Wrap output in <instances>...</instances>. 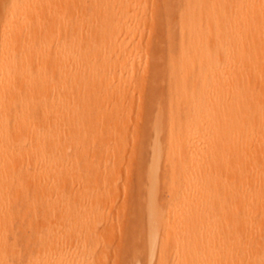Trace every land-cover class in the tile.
Listing matches in <instances>:
<instances>
[{"label":"bare ground","instance_id":"6f19581e","mask_svg":"<svg viewBox=\"0 0 264 264\" xmlns=\"http://www.w3.org/2000/svg\"><path fill=\"white\" fill-rule=\"evenodd\" d=\"M139 2L149 9L146 14ZM6 4L0 30V264L104 262L94 240L102 206L116 205L123 191L119 172L127 141L117 137L105 150L104 135L82 128L74 116L108 95L121 110L132 109L126 96L143 87L142 77L135 75L138 50L127 53L126 47L137 39L133 29L147 28L149 44L157 38L161 46L151 44L144 81L150 77L153 86L156 79L164 80V106L148 122L155 165L152 179L147 172L151 183L142 223L136 203L148 264L153 258V264H264V97L255 98L264 93V0ZM64 6L77 10L76 23L68 20ZM154 23L160 28L157 36ZM112 38L116 49L124 51L123 57L119 52L122 65H114L121 72L113 79L98 49ZM103 77L110 81L99 84ZM146 91V102L159 93ZM89 115L90 122L96 121ZM88 141L103 149L90 154L83 147ZM255 146L260 147L257 153ZM160 159L170 197L166 202L160 196L165 202L159 205L155 168ZM131 161L136 169L137 162ZM116 188L120 193L113 195Z\"/></svg>","mask_w":264,"mask_h":264},{"label":"rangeland","instance_id":"374dc122","mask_svg":"<svg viewBox=\"0 0 264 264\" xmlns=\"http://www.w3.org/2000/svg\"><path fill=\"white\" fill-rule=\"evenodd\" d=\"M3 1L5 3L4 6H3ZM119 2H121V0H119ZM6 3H8V0H7V2H5V0H0V30L2 28V23H3V19H4V16H3L4 15V9L8 5ZM50 3H52V2H49V5H50ZM150 4L153 5V3H150ZM49 5H48V7H49ZM139 6L141 7L142 10H144L145 14H146V11L149 10L147 8V6L145 4H143V3L139 2ZM151 9H152V7H151ZM88 10L90 12H92L93 9H92V7H90ZM76 12H77V10H75L74 8L65 7L64 6V14L67 16L68 20H71V22H73V24L76 23V21H77L76 17H75ZM145 14L143 13V14H141V16H144ZM157 25H158L157 23L156 24L154 23L153 32L155 30H156V32L152 33V34H155L156 36H157V34H159V30H160L159 25L158 26ZM156 26L158 27V30H157ZM150 30H151L150 28L142 29V30H137V29L134 30L133 29L132 32H133V34H135V36H137V39L134 40L131 44H129L126 47V52L127 53H130L135 48L138 50L137 55L139 56V66L135 70V75H136L137 78H139V76L142 77L141 83H142V87H143L139 91L138 90L131 91L128 94V95H130L129 98H127L128 95L126 96V99L130 103V105L132 106V109L129 110V111H126V107L124 106L123 110H121V106H120L119 103L116 102L117 100L115 99V97L112 96V95L111 96L108 95V96H106L104 98H100L98 101L92 100L91 102L93 103V105L88 108L90 113L87 112V113L83 114L82 111H78L75 114V116H74V120L76 122H78L80 124L83 123L82 128H85V129L89 130L90 132H94V133H97L99 135H104V138H105V140H104V149L105 150L106 149H111L114 146L115 138H117V137L118 138L122 137L123 139L126 138L127 142L125 143L124 148H125L127 143H131L129 145L132 148V149H128L127 150L129 145H127L126 150L123 148V157H122L123 159L121 161L124 160L123 164H125V165L123 166V164L121 163V165L123 166L124 170L123 169H122V171L120 170L121 172H119V174H120L121 178L120 179L117 178V179L120 180L121 184L123 185L122 186L120 184V182L118 184L119 186L121 185V187H123V191L120 190V189H122L121 187L118 188L121 193L118 192L119 190L117 188H116L117 191L116 190L114 192L112 191L113 195H117L118 193H120V195H117L116 197L112 195L113 199H114V197L115 198L118 197V199L115 200V202L117 201L116 205H108L109 204V202H108V204L106 203L107 205H103L102 206V210H100L101 214H100V218H99V225H98V229H97V232H96V235H95L94 242H95V246L98 247L96 249V251H98L99 255H101V258L104 260V262H100L99 260H95L94 264H119V259L122 261V263L124 262V264H144V263L148 264L149 263V260H148V258H149L148 257V247L146 246V244L144 245V243H145L144 242V238H143L144 232H143V229H140V227L142 228V225L139 226L138 224L140 223V221L142 223L145 220V217H146L145 216V209H146L147 203L149 201V200L147 201V197L149 195V194L147 195V190H148L147 188L150 186L149 183H151V180L149 179L150 174L147 173V172L148 171L151 172L150 178L152 179V177H153L152 176V174H153L152 172L154 170V165H155V164H153V166H152L153 161L151 163V159H152L154 154L152 155L153 151L150 148L151 145H153L152 144V142H153L152 139L154 138V132L149 128V126H148L149 123L148 122L153 118V116L155 115V113L157 112L159 107L164 106V100H162L161 97H160V96H162L160 94V91L162 90L161 87L164 85V80L162 79V82H161L160 78H159V80L156 79V81H154V83H156V85L153 83V86L155 85L154 87H156V88H154L151 85L152 84V80H150L151 79L150 77L147 78V79L150 78L149 80L146 79L144 81V79L147 76V75H145V73H146V71L148 69V66L146 64L147 55L151 54V52L154 51V47H152L153 44H155L154 45L155 47H157V45L159 44L157 42V38L154 35L153 36L156 38V41H155V39H151L152 40L151 44L152 43L153 44L152 45L149 44V36L151 35L150 34ZM84 34L86 35L87 33L84 32ZM153 36L151 38H153ZM257 40H259V39H257ZM117 46H118L117 40L115 38H112L108 42H105L104 44L100 43L99 44V48H98L101 52L103 51V54H104V56L99 57V59L104 60L105 64L109 63V66L112 68V70L110 71L112 79L114 77L118 76L120 74V72H121L120 71L121 69H119L118 67L120 66V64L122 65L121 57H123V52L124 51L117 50L116 49ZM158 46H161V45H158ZM157 48H159V47H157ZM155 50H158V49L155 48ZM119 52H121V57L119 55ZM158 62H160V61L158 60ZM114 65H117L118 67H114ZM99 72H101V71H99ZM103 75L104 74L100 75V77L103 76ZM106 78L107 77H105V78L103 77L102 82L99 83V84H107V82L110 81V78L108 79L109 81L105 80ZM148 83H150V84H148ZM111 84H113V83H111ZM255 84H257V83H255ZM147 85L149 86V88L147 87ZM151 86L153 87V89H155L154 91L159 92L158 93L159 95L156 94L155 97L152 95V93L154 94L156 92H154L151 89ZM146 88L149 91V95L151 94L152 98H154L153 100H150V98H149L147 100V102H146V98H147L148 95H147ZM151 91H153V92H151ZM145 94H146V96H145ZM262 97H264V93H259V94L255 95L256 99H261ZM159 98H160L161 101H159L160 103L158 105ZM150 101L151 102L154 101L156 103H152L150 105V103H151ZM162 101H163V103H162ZM83 104H85V101H84ZM86 108L87 107L85 106V109ZM84 110H83V112H84ZM62 114H64V113H62ZM89 114H91L93 117H95L96 121H94V122L91 121L90 122L89 119L91 118V116ZM36 115L38 117H41V118L43 117L42 116V111L40 109H36ZM160 116H162V115H160ZM142 117H145V123H143V121H144L143 119L144 118H142ZM139 123L143 124L142 127H140ZM65 124L66 123L64 122V125ZM145 125H146V127H145ZM137 126L140 127V128H138ZM143 126H144V129H143ZM136 129H137V131L140 130L141 133L140 132L136 133ZM142 130H144V137H145L144 145H142V143H143L142 142V140H143L142 139L143 138L142 137L143 136V131ZM122 134H125V135H122ZM134 140H137V142H139V144L137 142H136L137 143L136 144L134 142ZM149 141H150V143H149ZM80 142H82V141H80ZM134 145H136V146L138 145L137 146L138 150H135V148L137 149L136 146H135V148H133ZM101 146L102 145L100 143H97V145H95L94 143H92L90 141H88L86 144L83 143V147L87 150V152L89 151L90 154H93L98 149H100V150L103 149V148H101ZM143 146L145 147V149H144ZM140 147L143 148L142 149L143 151L140 149ZM259 150H260V147L255 146V153H257ZM127 151L129 153H126ZM141 151L143 153H141ZM142 155H143V157H142ZM141 157L144 158V159L142 160ZM150 157H151V159H150ZM131 159L132 160L135 159V161H133L134 163L137 162L136 163V169H134L135 166L132 165ZM141 160H142V162H144V165H142L143 163L140 162ZM138 161L141 163V165L143 167L140 165V163ZM148 163H151L150 167L151 168L153 167L152 171L148 170V167L150 165ZM129 164H130V166H129ZM121 165L119 166V169L122 168ZM131 165H132V167H131ZM138 165H140L141 168ZM163 165H164L163 164V160L160 159L158 161V163H156V168L158 166V169L156 170V168H155V174L157 176V178H156V182H157L156 199L157 200L156 201H157V204L159 203V205L162 204L161 202H163V203L165 201L167 202L168 198L170 197L169 189L166 188V186L164 185L163 180H162L163 179ZM142 168H143V170H142ZM128 170L129 171L133 170V172H130V173L128 172V176L130 177V174H131V177L133 178V179L131 178L132 181L129 180V178L127 179V177H128L127 176V171ZM141 173H142V175H141ZM119 174H118V176H119ZM134 174H136L140 178L143 177L144 179H141V181H140V179L138 177H135L136 175H134ZM158 174L160 176H158ZM146 175L147 176L149 175V176L147 177ZM135 178H137L136 179L137 182H134V181H136ZM117 179H116V184L119 181V180L117 181ZM148 179H149L150 182L148 181ZM130 181L132 182V184L130 183ZM126 182L127 183L129 182L128 186H127ZM136 183H138L137 187L138 186L140 187V185H142L141 189L138 187L139 188L138 191H136L137 190ZM145 183H146V187L144 186ZM132 185H134L133 189L131 188L133 193H132V191L130 192V189H129L130 186H132ZM147 185H149V186H147ZM119 186H117V187H119ZM126 186H127L128 189L126 188ZM164 188H166L167 191ZM140 190H142V193H141ZM127 191H129L128 196H127ZM116 192H118V193L116 194ZM136 192H137V194H135ZM165 192L169 193V194L167 193V196L169 195L168 197L166 196ZM148 193H149V191H148ZM129 194H130V198H129ZM131 195L134 197V199L132 198L133 200L131 199V197H132ZM135 196H137L136 198H138L139 201L137 199H135ZM160 196L162 197L163 200L165 199V201H163L162 199H159ZM127 197H128V202L130 200L131 205L133 204V202L135 203V205L140 203V205L138 204L139 205V211H140V214H139L140 216L139 217L141 218V220L139 222H138V219H140V218L137 217L138 216L137 213H139V211H137L138 205L137 206L132 205L133 207H131L130 202L129 203L127 202ZM124 199H126V200H124ZM144 199H146V200H144ZM125 201L127 202L128 205L126 204ZM115 202H112V203L115 204ZM124 202H125V204H124ZM124 207H125V209H122ZM141 207L143 208V210H142ZM128 208L131 210V211L128 212L130 214H132L135 211L132 216L129 214V216H128L129 218L126 217L128 215L126 213ZM131 208L134 210L133 212H132ZM122 210H124V211L122 212ZM142 212L144 214V217H143ZM122 213H123V215L121 217ZM113 218H114V220H113ZM122 218L124 220H120ZM127 220H128V222H127ZM111 221H115L112 226H111V224H112ZM121 221L124 222L123 223V224H125L124 226H128V227H126V229H125L123 234L121 232H123L122 228H124V226L121 224ZM134 222H136V223H134ZM121 225H122V227H121ZM119 229H120V232H119ZM119 233H121V234H119ZM126 233H128L127 236L129 235V237L126 236ZM140 235L143 238L142 241H141V236ZM131 236H133V239H132ZM139 236H140V240H138ZM125 237H126V240H125ZM127 238H130V240L127 239ZM123 240L125 242H127V244L129 243L125 247H124V244H126V243ZM140 241H141L142 245L139 244ZM122 243H123V245H122ZM134 244L139 246V247L136 246L137 249H139L141 246H143L142 249L146 250V252H145L146 254L143 253L144 251H142V249L137 251ZM128 246L130 248L126 249V247H128ZM145 246H146V249H145ZM122 248H123L124 251L125 250L127 251V254L123 255L124 252L122 253V251H123ZM121 253H122V256L120 257ZM133 254H134V256H133ZM117 255H118V258L116 260ZM124 256H125V260L124 259L122 260L121 258L122 257L124 258ZM138 258L140 259V261H139ZM135 259L136 260L138 259L137 260L138 262ZM145 259H146V261H144ZM154 259L155 258H153V260H152V262L150 264H153V262H155ZM122 263H120V264H122Z\"/></svg>","mask_w":264,"mask_h":264}]
</instances>
